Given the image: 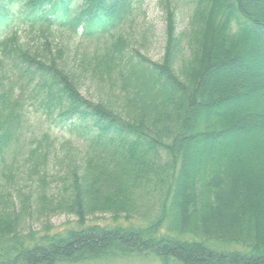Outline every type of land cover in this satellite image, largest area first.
Segmentation results:
<instances>
[{
    "label": "trees",
    "instance_id": "trees-1",
    "mask_svg": "<svg viewBox=\"0 0 264 264\" xmlns=\"http://www.w3.org/2000/svg\"><path fill=\"white\" fill-rule=\"evenodd\" d=\"M145 1L0 0V264H264V140L235 138H264V70H236L264 0H155L158 61L130 46ZM253 79L262 110L230 108ZM57 212L72 225L27 227Z\"/></svg>",
    "mask_w": 264,
    "mask_h": 264
},
{
    "label": "rangeland",
    "instance_id": "rangeland-1",
    "mask_svg": "<svg viewBox=\"0 0 264 264\" xmlns=\"http://www.w3.org/2000/svg\"><path fill=\"white\" fill-rule=\"evenodd\" d=\"M144 10L145 15L144 17L141 15L140 19H143L139 24V27L137 28V32L133 34V30L131 31V39L135 37L133 43L130 45L132 49L139 51L141 54L146 56L148 59L152 61H158L162 54H163V46H164V30H165V18L162 12L157 8V4L155 0H146L144 4ZM81 29V27H80ZM146 31V32H145ZM145 32V35L147 36V40L145 43L139 42V38L141 34ZM55 45V44H54ZM54 48V47H53ZM66 61V60H65ZM68 61L72 62V59H69ZM245 64L248 65V67H239L236 70L239 73L240 76L242 75H248V74H259L262 73L264 70V53L261 52V50H257L256 53H254V56L250 60H248ZM235 67L233 68L235 70ZM223 70H219L216 81H223ZM82 79V78H81ZM80 79L79 83V91L81 94L89 99H94L98 95V93H102V90L98 86L97 81L91 80V79ZM253 85L252 90L255 95H253L252 98H250V101H243V100H237L229 105L230 108H234L236 110H245L250 113L254 112H260L263 108V101L261 99L260 93H257L256 86V79L252 81ZM254 124V132L252 131L250 135H237L236 143L240 145L241 149H245L248 146L255 143L256 138H259L261 141L264 140L262 136H260V133L257 131V129L260 130L262 127V123L257 120H252ZM242 152H238V156H240ZM237 154V153H236ZM240 161V158H239ZM59 168V165L57 166ZM60 175H63V172L68 171V169H64L63 166H60ZM26 179V178H25ZM26 181V180H25ZM27 182V181H26ZM33 182V180L31 181ZM30 183V182H29ZM61 181L57 186H46L47 192H55L57 189L60 190L61 188ZM110 214L109 213H97L95 215H91L90 221L92 223H100L105 224L108 223ZM47 220L52 225L53 229L60 230L64 228L65 226L72 225L71 222L75 220V217L72 215H68L66 213L57 212L49 217H42L40 220H33L29 223L27 227H32L34 230L40 229L43 224L47 223ZM156 259L154 257H148L147 259H140L136 257L128 258V259H117V260H111L108 262H104L101 264H156ZM99 264V262L94 263Z\"/></svg>",
    "mask_w": 264,
    "mask_h": 264
}]
</instances>
